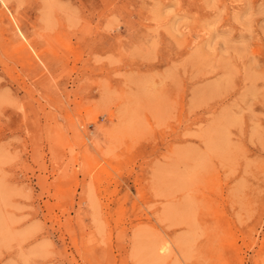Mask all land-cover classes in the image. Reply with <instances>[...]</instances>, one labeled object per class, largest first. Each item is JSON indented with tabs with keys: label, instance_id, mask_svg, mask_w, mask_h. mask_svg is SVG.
<instances>
[{
	"label": "rangeland",
	"instance_id": "1",
	"mask_svg": "<svg viewBox=\"0 0 264 264\" xmlns=\"http://www.w3.org/2000/svg\"><path fill=\"white\" fill-rule=\"evenodd\" d=\"M0 264H264V0H0Z\"/></svg>",
	"mask_w": 264,
	"mask_h": 264
},
{
	"label": "bare ground",
	"instance_id": "2",
	"mask_svg": "<svg viewBox=\"0 0 264 264\" xmlns=\"http://www.w3.org/2000/svg\"><path fill=\"white\" fill-rule=\"evenodd\" d=\"M161 247V246H160Z\"/></svg>",
	"mask_w": 264,
	"mask_h": 264
}]
</instances>
